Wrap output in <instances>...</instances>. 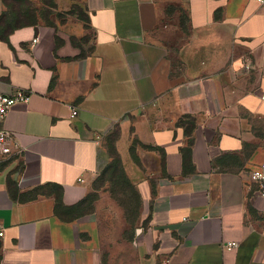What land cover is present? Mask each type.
I'll list each match as a JSON object with an SVG mask.
<instances>
[{
    "label": "crops",
    "instance_id": "1",
    "mask_svg": "<svg viewBox=\"0 0 264 264\" xmlns=\"http://www.w3.org/2000/svg\"><path fill=\"white\" fill-rule=\"evenodd\" d=\"M67 14L0 40V93L30 94L0 124V264H108L96 221L75 211L105 136L136 119L160 166L141 184L131 264H264L250 180L264 164V8L80 0Z\"/></svg>",
    "mask_w": 264,
    "mask_h": 264
},
{
    "label": "rangeland",
    "instance_id": "2",
    "mask_svg": "<svg viewBox=\"0 0 264 264\" xmlns=\"http://www.w3.org/2000/svg\"><path fill=\"white\" fill-rule=\"evenodd\" d=\"M21 1L6 0L5 13L24 11L27 17L23 21L38 19L41 25L66 21L70 4L80 0ZM141 128L137 119L133 123L127 120L105 136L103 168L91 186V193L75 211L79 218L96 221L108 264H131L136 234L145 224L147 209L141 184L160 166L151 156L155 149L140 137Z\"/></svg>",
    "mask_w": 264,
    "mask_h": 264
},
{
    "label": "built area",
    "instance_id": "3",
    "mask_svg": "<svg viewBox=\"0 0 264 264\" xmlns=\"http://www.w3.org/2000/svg\"><path fill=\"white\" fill-rule=\"evenodd\" d=\"M262 8H264V0H255ZM30 94L25 93L24 91H15L12 94H3L0 93V124H2L12 109L20 104L26 103L29 100ZM78 114L77 110L73 108L71 116L74 118ZM9 138V133L6 131H0V145L5 143ZM250 180L257 184L258 189L257 193L260 197L264 198V164L259 168L253 170L250 174ZM0 236H3V233L0 232ZM225 249L228 251L233 250L237 247L236 243H227Z\"/></svg>",
    "mask_w": 264,
    "mask_h": 264
},
{
    "label": "trees",
    "instance_id": "4",
    "mask_svg": "<svg viewBox=\"0 0 264 264\" xmlns=\"http://www.w3.org/2000/svg\"><path fill=\"white\" fill-rule=\"evenodd\" d=\"M2 1L5 7L6 0H2ZM21 2H24V0H22ZM11 6L13 7V5ZM22 12L24 11H21V12L15 11L12 14H9V13H5V10H4L2 15L0 16V40H6L8 36H10L11 34H13L15 31L19 29L37 25L38 19L37 21L35 19V22H26L25 20L23 21V19H25L27 15ZM37 17H38V14H37Z\"/></svg>",
    "mask_w": 264,
    "mask_h": 264
}]
</instances>
